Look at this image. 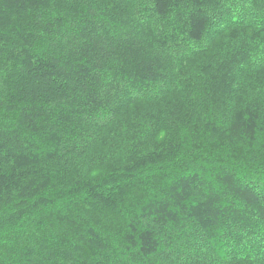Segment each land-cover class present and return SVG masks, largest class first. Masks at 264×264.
Listing matches in <instances>:
<instances>
[{
  "label": "trees",
  "instance_id": "obj_1",
  "mask_svg": "<svg viewBox=\"0 0 264 264\" xmlns=\"http://www.w3.org/2000/svg\"><path fill=\"white\" fill-rule=\"evenodd\" d=\"M0 264H264V0H0Z\"/></svg>",
  "mask_w": 264,
  "mask_h": 264
}]
</instances>
